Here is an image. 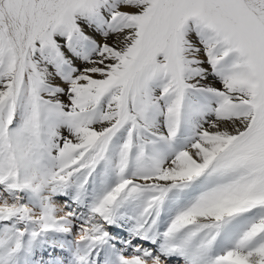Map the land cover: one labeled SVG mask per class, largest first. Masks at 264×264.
I'll return each mask as SVG.
<instances>
[{
    "label": "snow or ice",
    "instance_id": "1",
    "mask_svg": "<svg viewBox=\"0 0 264 264\" xmlns=\"http://www.w3.org/2000/svg\"><path fill=\"white\" fill-rule=\"evenodd\" d=\"M0 264H264V0H0Z\"/></svg>",
    "mask_w": 264,
    "mask_h": 264
}]
</instances>
